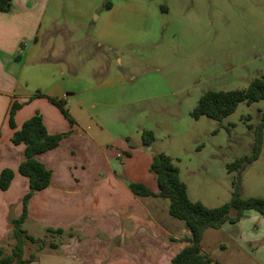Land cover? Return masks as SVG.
I'll use <instances>...</instances> for the list:
<instances>
[{"label":"crops","instance_id":"0c3cea01","mask_svg":"<svg viewBox=\"0 0 264 264\" xmlns=\"http://www.w3.org/2000/svg\"><path fill=\"white\" fill-rule=\"evenodd\" d=\"M58 2L12 0L10 9L0 12V171L9 169L13 173L8 188L0 190V245L10 238L8 219L21 214V200L28 191L27 179L18 173L24 145L13 144L11 136L25 120L39 113L48 134H67L57 147L36 155L50 171V183L28 200L22 227L31 236L60 229L68 242L35 254V260L26 264H170L189 244L186 238L190 231L184 223L166 215L168 204L161 202L162 198L136 196L129 189V184L134 183L158 192L148 168L153 155L160 151L152 143L143 145L141 137L132 139L126 130L117 133L115 126L122 118L133 114L140 117L145 112L139 106L132 107L139 99L131 97L141 94L136 78L143 76L144 71L130 75L107 70L97 72L101 77H92L98 62L93 59L82 65L85 71H80L82 58L73 55L71 46L70 54L62 55L53 38ZM84 8L90 14L98 5L86 0ZM103 14L94 16L92 47L105 44L112 49L122 48L126 26L107 22ZM20 41L26 45L14 69L15 48ZM154 72L155 76L144 81L145 85L153 82L152 89L146 86V91L155 92L159 79L169 89L158 70ZM95 80L98 81L94 85ZM91 92L94 99L82 97ZM98 94L103 103L96 100ZM49 99L64 102L71 122ZM14 101L20 107L13 114L14 128H10L8 110ZM109 107L113 108L110 113ZM96 109L100 118L92 116ZM142 130L150 129L139 125L137 132ZM258 215L245 212L231 224L233 232L226 228L225 235L240 234L241 238L242 231H247L250 248L259 240L254 235L255 223L264 224ZM255 249L254 258L260 257L250 258V263L264 264V247L259 244ZM204 253L215 264H226L211 253Z\"/></svg>","mask_w":264,"mask_h":264},{"label":"rangeland","instance_id":"374dc122","mask_svg":"<svg viewBox=\"0 0 264 264\" xmlns=\"http://www.w3.org/2000/svg\"><path fill=\"white\" fill-rule=\"evenodd\" d=\"M85 1L59 0L53 32L57 50L67 55L71 46L73 55L82 58L80 71H85L82 65L86 61L97 60L92 77H101L97 72L107 70L130 75L144 71L143 76L136 78L142 92L131 97L139 99L132 107L139 106L145 112L140 117L133 114L115 122L116 132L126 130L132 139L139 140L141 132L137 130L144 125L152 132V145L178 168V178L185 184L191 201L208 208L229 201L238 171H228L227 165L251 156L254 129L260 122L264 101H242L220 120L205 116L194 119L190 112L203 93L244 89L264 74V0H89L98 5L90 14L83 9ZM108 7L112 11L108 12ZM100 12H104L107 22L126 26L122 48L112 49L105 44L92 47L91 25ZM25 45L20 41L15 48L14 69L22 59ZM156 69L170 88L159 79L155 92L148 93L145 87L152 89L153 82L145 85L144 81L155 76ZM92 94L82 97L94 99ZM96 100L104 102L99 94ZM109 108L108 113L113 109ZM97 110H92L94 118H100ZM239 177L241 198L264 197V129L257 158L245 165ZM161 202L168 204L164 198ZM255 224L254 235L259 240L250 248L247 231H242L241 238L240 234L226 236L231 224L225 223L219 229L204 231L201 251L226 264H251L250 258L260 257L254 258L255 248L259 244L264 247V224ZM33 237L37 241L25 242L23 257L51 251L49 243L68 242L62 234L47 231ZM13 243L10 237L2 244L3 255L10 253Z\"/></svg>","mask_w":264,"mask_h":264},{"label":"trees","instance_id":"16d2710c","mask_svg":"<svg viewBox=\"0 0 264 264\" xmlns=\"http://www.w3.org/2000/svg\"><path fill=\"white\" fill-rule=\"evenodd\" d=\"M12 0H0V12L8 11ZM264 101V74L249 82L246 88L229 91H207L203 93L192 111L191 117L198 119L201 116L213 120H220L232 113L237 104L244 101L253 103ZM61 113L71 122L64 108V102L57 99H49ZM20 104L12 102L8 110V124L14 128L13 114ZM264 129V110L261 112L260 122L254 129V143L250 157L238 158L227 165L228 171L237 170V178L233 181V191L229 201L214 208H208L199 201H191L186 193L185 184L178 178V168L173 164L171 158L164 153L153 155L148 171L154 176L158 192L153 193L142 184H129L132 194L140 197H159L167 199L168 214L174 219L184 223L190 231L186 238L189 243L183 247L170 261V264H215L211 257L201 251L200 242L206 229H219L225 223L234 224L239 221L245 212L254 211L264 218V197L241 198L239 194L240 172L245 165L255 160L260 152L262 132ZM67 133L48 134L42 123L39 113L25 120L21 127L14 130L11 142L15 145L23 144V159L18 165V173L28 181V191L22 197L21 214L14 218L10 217V237L14 243L10 253L3 255L0 245V264H26L35 260V254L24 258V245L26 241L35 242L36 238L29 235L22 227L27 218V203L32 194L46 188L50 183V171L36 159V155L51 150L59 145L60 139ZM141 142L149 146L153 141L150 130H142ZM13 177L9 169L0 171V190L8 188ZM234 212L233 216L229 213ZM47 232L61 234L62 230L47 229ZM50 248H56V244L49 243Z\"/></svg>","mask_w":264,"mask_h":264},{"label":"water","instance_id":"95a60500","mask_svg":"<svg viewBox=\"0 0 264 264\" xmlns=\"http://www.w3.org/2000/svg\"><path fill=\"white\" fill-rule=\"evenodd\" d=\"M126 184H128V182H126Z\"/></svg>","mask_w":264,"mask_h":264}]
</instances>
